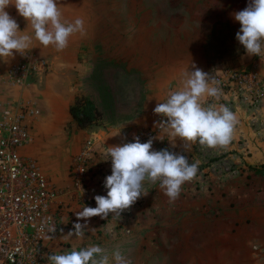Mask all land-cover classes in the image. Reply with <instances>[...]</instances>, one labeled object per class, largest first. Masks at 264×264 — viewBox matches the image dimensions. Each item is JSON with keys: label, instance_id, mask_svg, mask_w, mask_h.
I'll list each match as a JSON object with an SVG mask.
<instances>
[{"label": "crops", "instance_id": "crops-1", "mask_svg": "<svg viewBox=\"0 0 264 264\" xmlns=\"http://www.w3.org/2000/svg\"><path fill=\"white\" fill-rule=\"evenodd\" d=\"M64 1L67 10L60 11L62 18L67 22L77 18L83 21L92 20L94 13L97 19H104L107 14L109 17L113 15L119 22L127 20L128 28L121 29L118 26V34L115 35L117 39L111 43L114 45L111 62L120 68L121 63H127L128 70L136 66L137 7L141 4H151V1ZM175 1L176 5L182 6L183 11L185 4L196 6L191 18L192 24L180 26L181 29L177 33V36L181 37L180 42L171 39L166 41L165 57H173L172 59L161 63L159 67L150 65L153 78L146 87L142 110L137 114L128 113L122 122H104L103 127L79 130L78 145L87 139L93 143L94 151L88 155L93 176L88 180L89 186L86 190L91 199L96 195H106L107 190L103 187V182L105 177L111 174V162L103 160L105 147L133 142V136H137L139 131L153 129L157 120L153 109L159 102H163L171 91L180 88L186 71L199 68L211 76L210 67L224 61L240 66H255L264 75V68L259 66L255 55L248 57L235 38L240 25L234 20L233 14L243 10L249 0ZM202 3L213 6L212 9H207L209 14L204 20L201 18ZM87 4L91 7L85 11L82 5ZM95 5L98 7L93 12ZM7 11L16 20L19 29L30 34L26 21L17 14L15 8L10 6ZM183 14H178L177 18ZM149 16L150 18H145L158 19L156 15L155 18L153 14ZM172 17L166 13L164 19L169 20ZM144 31H148V28ZM150 31L152 35L153 28ZM220 34L225 52L220 54L221 57L205 59L203 53L206 48L211 49V37H220ZM105 35L104 29L95 26L90 28V25L85 27L84 24L83 31L73 34L63 51L58 52L52 46L45 48L33 41L32 49L28 53L54 64L60 61L66 64L74 63L78 62L82 47L90 49L96 44V37L98 44V39L104 38ZM100 42L103 43V40ZM99 47L104 52V45ZM18 56L17 53L6 61L0 60V69L15 61ZM234 114L238 122L230 144L226 148L207 149L206 153L197 152L194 144L190 145L189 151H184L179 139L176 146L172 147L168 136L161 130L152 138V150L167 148L169 151L185 155L190 163L198 162L201 171L182 186L179 197L174 202H169L159 183L145 181L143 191L147 194L141 196L127 210L129 215H122L120 219L111 214L105 219L99 216L88 218L87 230L82 238L67 235L77 222L76 211L85 207L81 199H78L81 194H75L68 182L60 181L58 184L61 187L68 188L67 191L63 188L64 192L62 191L59 200L63 202L62 213L70 216V220L61 221L57 238L48 244L51 254L79 250L90 244L109 249L119 245L132 264H264L260 252L255 254L250 250L252 244L264 242V127H252V113L249 110L241 109ZM256 119L258 122L264 121V107L257 110ZM119 130L120 134L113 136ZM220 161L238 170V174H224L220 166L216 167L220 165ZM71 193L75 195L74 199L69 196ZM79 222L84 223L83 220Z\"/></svg>", "mask_w": 264, "mask_h": 264}, {"label": "clouds", "instance_id": "clouds-1", "mask_svg": "<svg viewBox=\"0 0 264 264\" xmlns=\"http://www.w3.org/2000/svg\"><path fill=\"white\" fill-rule=\"evenodd\" d=\"M10 6L24 18L27 26L30 25V34L19 29L7 11ZM233 18L240 25L235 38L245 54L260 57L264 52V0H249ZM83 28L84 21L80 18L73 22L62 18L58 0H0V60L6 61L17 53L24 56L32 49L33 41L45 48L52 46L58 52L63 51L69 38ZM221 94L216 81L203 70L195 68L184 73L180 88L170 92L167 99L153 109L162 117L159 125L172 147L176 146L177 139L186 152L190 145L197 143L208 149L226 148L230 144L238 122L236 115L225 104L205 106L203 102L205 98L219 101ZM120 130L113 136L119 135ZM152 144L151 138L141 143L134 135L133 142L105 147L103 160L111 162V174L103 182L106 195L93 197L95 207L85 206L76 211L77 222L68 236L82 238L88 218L94 216L105 219L111 214L120 219L123 211L147 194L143 191L145 181L159 183L169 202L179 197L182 186L195 178L198 162L190 163L185 155L167 148L152 150ZM83 191L81 188V194ZM49 231L54 233L55 228ZM48 261L49 264H132L119 245L109 249L95 244L51 254Z\"/></svg>", "mask_w": 264, "mask_h": 264}, {"label": "rangeland", "instance_id": "rangeland-1", "mask_svg": "<svg viewBox=\"0 0 264 264\" xmlns=\"http://www.w3.org/2000/svg\"><path fill=\"white\" fill-rule=\"evenodd\" d=\"M147 1L152 3L141 4L137 7L138 20L136 21V30L138 47L135 59L136 66H132L130 70L127 69L129 66L127 63H121L120 68V66H114L111 62L113 58L112 48L114 46L111 43L117 39V36H115L118 34L117 28L118 26L121 29L128 28V21L119 22L115 20L116 17L113 18V15L109 17L107 14L104 15V19H97L95 13L91 18L92 20L85 21L86 19H84L85 27L90 25V28L95 26V28L104 29L106 35L104 38L98 39V44L96 37V44L92 45L90 49L82 47L83 50L81 56L79 55L78 57V62H68L66 64L60 61L54 64L33 53L30 54V52H27L24 56L19 54L15 61L20 58H40L46 62L44 73L34 76L33 80L21 91L11 87L7 75L8 67L15 61L0 69V107L15 99L17 94L21 93L31 103L35 104L39 110L38 118L33 122L31 128L33 143L23 150V154L33 157L46 178L60 188L61 191L65 187H61L58 184L60 181L68 182L72 188L70 176L72 161L80 152L81 147L84 145L83 143H85L82 141L78 145L80 131L69 114V108L76 97L84 96L90 99L100 111L101 120L98 126H93L94 128L105 126L104 122H122L128 113L130 115L139 113L145 102L146 87L153 78L150 65L159 67L161 63L172 59L173 57H165L167 50L166 41L171 39L180 42L181 37L177 36L178 31L181 29L180 26L182 24H192L191 18L193 17V10L196 9L195 5L185 4V10L183 11L182 6L175 4V0ZM166 2H168V5H166ZM65 3L64 0H58L60 10H67ZM202 4L201 10L206 12L201 11V18L204 20L207 19L209 14L207 9H212L213 6ZM90 7V4L82 5L85 11L90 10ZM96 7L98 5L92 8L93 12H95ZM67 12L69 14L72 13L71 11ZM166 13L169 17H173L169 20L164 19ZM182 13H184L183 16L177 18V15ZM150 14H153V18H155V15L158 16V19L150 20ZM146 16L149 18H145ZM202 24L203 22H201ZM215 25L217 26V24ZM145 28H148V31L145 32ZM151 28H153L152 35L150 34ZM28 29L31 31L30 25ZM189 30L191 31V28ZM100 40H103V43ZM222 40V34H220V37H211V49L208 50L206 48L203 53L205 59L214 58V56L218 57L225 52ZM102 44L105 47L104 52L99 47ZM84 50L89 53L84 52ZM100 51L101 53H99ZM222 64L233 68L243 67L224 61L216 63L210 67L209 71L213 79ZM258 71L261 72L260 69ZM128 72H131V74H128ZM93 127L90 129H93ZM221 163L223 162L220 161ZM219 166L216 167L219 168ZM89 167L88 176L91 179L93 173L90 162ZM67 190L68 188H65L64 191ZM69 196H71V199L75 198L72 193ZM92 201L95 202L94 199ZM125 211L121 213V216L129 215ZM69 218L70 216L62 213L60 222L69 221ZM260 243L252 244L250 250L252 253L260 252L264 260V242Z\"/></svg>", "mask_w": 264, "mask_h": 264}, {"label": "built area", "instance_id": "built-area-1", "mask_svg": "<svg viewBox=\"0 0 264 264\" xmlns=\"http://www.w3.org/2000/svg\"><path fill=\"white\" fill-rule=\"evenodd\" d=\"M255 58L264 68V52ZM45 68L46 62L40 58H20L7 69L11 87L21 91L34 76L43 74ZM214 80L222 94L219 101L206 98L205 106L216 103L227 105L233 112L249 110L252 127L263 129V122L256 120L257 110L264 107V75L258 68L222 64ZM38 115L35 104L21 93L0 107V264H48L51 255L48 244L57 238L61 228L62 191L46 178L33 157L23 154L33 143L31 128ZM161 119L157 115L153 129L138 132L141 143L161 132ZM194 149L208 152V148L198 143ZM93 151V143L87 139L70 169L72 188L75 194H81V188L84 190L78 199L86 207H94L86 191L90 172L88 155ZM220 168L224 174H238V170L225 162ZM200 171L198 166L197 174ZM50 228H55V232H50Z\"/></svg>", "mask_w": 264, "mask_h": 264}, {"label": "trees", "instance_id": "trees-1", "mask_svg": "<svg viewBox=\"0 0 264 264\" xmlns=\"http://www.w3.org/2000/svg\"><path fill=\"white\" fill-rule=\"evenodd\" d=\"M69 114L79 130L98 126L101 120V113L95 103L84 96L76 97Z\"/></svg>", "mask_w": 264, "mask_h": 264}]
</instances>
